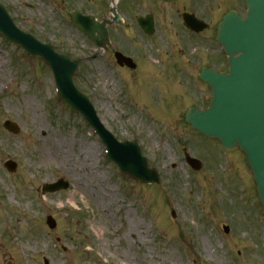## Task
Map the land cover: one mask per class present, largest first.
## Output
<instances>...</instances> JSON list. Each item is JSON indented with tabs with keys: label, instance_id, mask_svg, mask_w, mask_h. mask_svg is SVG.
Instances as JSON below:
<instances>
[{
	"label": "rangeland",
	"instance_id": "obj_1",
	"mask_svg": "<svg viewBox=\"0 0 264 264\" xmlns=\"http://www.w3.org/2000/svg\"><path fill=\"white\" fill-rule=\"evenodd\" d=\"M0 1L23 31L82 59L76 87L118 140L137 142L160 176L150 185L121 174L80 116L54 96L48 67L0 40V89L10 85L7 93L0 90V259L3 254L7 263L18 262L10 253L17 246L19 264H264V214L247 162L184 123L182 111L205 99L186 98L194 88L181 74L179 59L142 64L144 56L149 59L142 50L143 70L130 81L110 59L108 70L103 61H90L89 40L67 17L68 7L82 8L78 0ZM87 1L84 9L95 11L98 0ZM216 5L209 0L208 18L216 16ZM193 8L202 13L199 5ZM124 85L128 107L121 105ZM5 121L21 131L8 133ZM86 145L90 151L83 150ZM184 150L201 161L199 171L185 163ZM8 159L17 164L14 173L3 168ZM60 176L69 190L42 195L41 185ZM47 216L55 221L52 230Z\"/></svg>",
	"mask_w": 264,
	"mask_h": 264
},
{
	"label": "water",
	"instance_id": "obj_2",
	"mask_svg": "<svg viewBox=\"0 0 264 264\" xmlns=\"http://www.w3.org/2000/svg\"><path fill=\"white\" fill-rule=\"evenodd\" d=\"M247 3L248 19L244 23H222L218 38L225 41L228 52L240 53L239 58L229 61L232 68L228 77L205 75L214 88L211 108L204 113L191 111L186 119L206 136L219 138L228 149L239 145L255 174L264 204V0ZM83 25L88 27L85 21ZM63 65L71 73L75 68L74 64ZM55 66L62 65L55 60Z\"/></svg>",
	"mask_w": 264,
	"mask_h": 264
},
{
	"label": "flooded vegetation",
	"instance_id": "obj_3",
	"mask_svg": "<svg viewBox=\"0 0 264 264\" xmlns=\"http://www.w3.org/2000/svg\"><path fill=\"white\" fill-rule=\"evenodd\" d=\"M151 5L154 6V3H151ZM134 12H136V16H139V15H143L144 11L141 9L140 12H139L137 9H133L129 5H126V6L123 7L122 14H123L124 18L128 20L126 22V24H125V27L129 28V27H133L134 26L136 28L137 33L140 34L141 31L139 30V28L136 25L138 17L137 18H135V17L131 18V16L134 14ZM154 25H155V28H156V22L155 21H154ZM124 29H126V28H124ZM137 33H135V34H137Z\"/></svg>",
	"mask_w": 264,
	"mask_h": 264
},
{
	"label": "bare ground",
	"instance_id": "obj_4",
	"mask_svg": "<svg viewBox=\"0 0 264 264\" xmlns=\"http://www.w3.org/2000/svg\"><path fill=\"white\" fill-rule=\"evenodd\" d=\"M83 147V150H87V149H89V151H90V147H89V145H86V146H82ZM87 158H88V156H86ZM85 168H88L87 166H85Z\"/></svg>",
	"mask_w": 264,
	"mask_h": 264
}]
</instances>
